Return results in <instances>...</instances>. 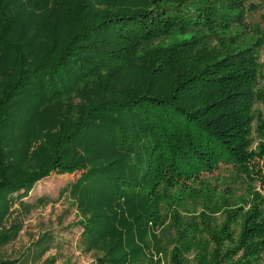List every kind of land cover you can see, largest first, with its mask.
Returning a JSON list of instances; mask_svg holds the SVG:
<instances>
[{"label": "trees", "instance_id": "1", "mask_svg": "<svg viewBox=\"0 0 264 264\" xmlns=\"http://www.w3.org/2000/svg\"><path fill=\"white\" fill-rule=\"evenodd\" d=\"M249 5L0 0V246L21 227L5 225L9 196L79 173L70 193L98 264H188L194 249V264L260 258L264 194L252 189L246 209L226 204L217 224L201 176L226 162L253 182L264 156L252 135L257 119L264 138V29L241 48L233 33L249 26ZM176 34L187 37L169 42ZM191 197L204 207L184 217Z\"/></svg>", "mask_w": 264, "mask_h": 264}, {"label": "rangeland", "instance_id": "2", "mask_svg": "<svg viewBox=\"0 0 264 264\" xmlns=\"http://www.w3.org/2000/svg\"><path fill=\"white\" fill-rule=\"evenodd\" d=\"M250 6H256L248 10L247 21L249 26L233 30L238 36V47H243L253 43L260 36L264 29V0H250ZM260 30V31H259ZM187 36L174 35L169 42H176ZM261 77L260 87L264 89V44L260 48ZM264 117V102L258 101L255 104V114ZM257 119L253 122V138L255 140L253 148H259L264 138L257 131ZM217 154L220 146L216 147ZM260 150V148L258 149ZM210 153V151H209ZM208 153V154H209ZM258 161L252 179L241 176L230 163L220 162V165L213 171L203 173L202 185L209 187L214 194L211 198V209L213 213H208L217 224L224 220L226 204L246 203L248 208L252 196V189H256L264 194V183L261 177L264 176V156L257 157ZM256 163V162H255ZM79 173H52L44 177L29 190H23L9 196L7 199L8 215L5 222L7 228L13 224H20L17 237L9 243L0 246V256L3 258H19L17 264H47L49 260H54L53 264H98L97 253L84 250L81 243L80 224L81 214L77 209L74 199L70 193L71 185L78 178ZM255 179V180H254ZM201 185V186H202ZM228 202H225L224 200ZM221 207L215 208V203ZM186 207L179 209L184 217L198 214L204 205L199 198H186ZM163 202L162 213L165 214L170 207ZM170 212V211H169ZM45 248L42 256L40 250ZM195 249L182 254L184 258H190L188 264H194L191 257L195 254ZM242 255V250L231 258L236 260ZM22 258V259H21ZM164 264H172L168 261ZM221 264H233L231 260ZM252 264H264V252L260 258L253 259Z\"/></svg>", "mask_w": 264, "mask_h": 264}]
</instances>
